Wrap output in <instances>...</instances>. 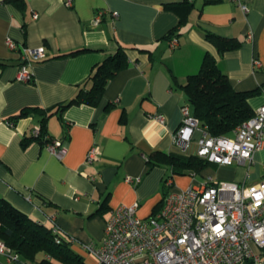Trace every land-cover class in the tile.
<instances>
[{
	"label": "crops",
	"instance_id": "crops-1",
	"mask_svg": "<svg viewBox=\"0 0 264 264\" xmlns=\"http://www.w3.org/2000/svg\"><path fill=\"white\" fill-rule=\"evenodd\" d=\"M238 1L247 7L246 14L230 0H72L70 8L62 0H0V198L47 227V218L54 217L65 234L96 245L102 243L105 222L118 206L138 203L141 219L157 212L164 196L162 180L170 169L150 167L146 159L155 152L196 155L198 132L186 148L174 138L182 121L180 109L187 104L179 86L198 73L204 56L215 60L235 92L252 93L248 105L253 112L264 105V0ZM183 2L190 11L178 26L181 10L166 6ZM98 10L117 12L118 18L105 15L92 28ZM249 32L252 41L246 40ZM206 35L238 46L220 54ZM7 38L16 50L6 46ZM172 38L178 44L174 49L169 48ZM21 47L46 53L44 60L31 65L29 84L16 80ZM119 47L125 50L127 67L108 82L99 104L55 113L56 106L90 88L93 67ZM83 49L87 51L67 56ZM254 61L261 67L255 68ZM25 108L53 109L46 131L66 148L61 159L31 138L40 127L38 114L15 118ZM155 116H162L164 123ZM11 121L14 127L8 125ZM94 146L100 157L86 166ZM208 179L243 186L264 183V147L251 164L209 163L199 175L176 176L173 190ZM70 249L83 264H99L77 244ZM261 253L264 259V249ZM44 258L39 253L36 262ZM0 264L16 263L0 256Z\"/></svg>",
	"mask_w": 264,
	"mask_h": 264
},
{
	"label": "built area",
	"instance_id": "built-area-1",
	"mask_svg": "<svg viewBox=\"0 0 264 264\" xmlns=\"http://www.w3.org/2000/svg\"><path fill=\"white\" fill-rule=\"evenodd\" d=\"M62 1L68 8L72 6V0ZM230 1L236 2L243 14L248 12L238 0ZM105 15H110L113 20L118 18L117 12L98 10L91 22L92 28H97ZM33 17L37 18L36 15ZM252 39L249 32L246 40ZM5 42L10 50H16L12 39L7 38ZM177 45L176 38L169 41L170 49ZM19 57L21 64L16 80L29 84L32 82L31 65L44 60L46 53L42 48L21 47ZM254 67L260 68L261 63L254 61ZM180 110L182 121L175 134V143L186 148L198 132L196 156L208 163L218 166L251 164L254 154L264 147V105L230 137H211L193 117L189 105ZM154 120L164 123L162 116H155ZM8 125L14 127V122ZM31 134L38 136L39 128ZM45 148L57 159L66 153L59 140L50 139ZM99 157V148L92 147L86 155L85 165L93 164ZM126 181L134 180L128 178ZM135 182L139 183V180ZM165 186L167 191L161 206L150 217L141 219L137 216L138 203L118 206L105 222L100 245L82 243L70 237L72 244H77L99 264H264L261 253L264 249L263 182L243 186L208 179L202 184L174 191L173 182L168 180ZM26 200L30 202L29 197ZM47 219L53 233L62 231L54 217ZM38 224L43 223L38 221ZM0 256L8 262L19 260V256L1 241Z\"/></svg>",
	"mask_w": 264,
	"mask_h": 264
},
{
	"label": "trees",
	"instance_id": "trees-1",
	"mask_svg": "<svg viewBox=\"0 0 264 264\" xmlns=\"http://www.w3.org/2000/svg\"><path fill=\"white\" fill-rule=\"evenodd\" d=\"M166 9L181 10L178 26L186 22L190 5L186 2L166 6ZM177 31L172 29L166 35L169 38ZM220 54L228 52L238 46L232 40H225L211 35H206ZM87 51L77 50L67 54L74 56ZM127 67L125 50L119 47L113 55L105 58L93 67L88 78L91 84L88 90H80L70 101L56 106V112L62 114L71 106L87 105L96 107L104 93L108 82L121 70ZM186 96V103L191 108V113L200 124L206 128L211 137H230L233 131L253 116V111L248 105V98L252 93L235 92L227 79L220 71L215 60L210 55H205L198 73L188 76L184 85L179 86ZM31 114L40 117L39 135L33 140L45 145L50 141L47 138L46 122L53 115V109L25 108L15 118H22ZM61 117V116H60ZM150 167L166 166L170 169L162 180L163 195L166 193V181L176 176L199 175L209 163L194 156H182L155 152L146 159ZM161 204L156 208L158 210ZM155 210V211H156ZM52 226L38 224L14 208L5 199L0 198V241L19 256L16 264H83L70 249L72 241L70 236L63 231L53 233ZM43 253L47 258L36 262V256Z\"/></svg>",
	"mask_w": 264,
	"mask_h": 264
}]
</instances>
